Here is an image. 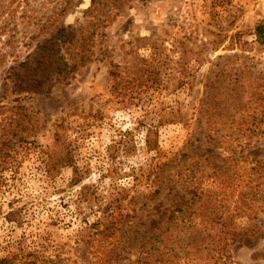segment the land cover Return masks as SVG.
I'll list each match as a JSON object with an SVG mask.
<instances>
[{"label":"rangeland","instance_id":"obj_1","mask_svg":"<svg viewBox=\"0 0 264 264\" xmlns=\"http://www.w3.org/2000/svg\"><path fill=\"white\" fill-rule=\"evenodd\" d=\"M24 1L0 0V25L7 24L12 13L11 21L25 32L11 44H7L9 32L1 35L0 57L4 61L0 65V90L7 71L32 50L27 46L32 35L26 32L37 30V26L21 18L24 10L30 14L35 9L44 23L53 8L66 7V15L50 23L51 36L59 27L83 21L92 5V0H28L31 6ZM122 1V15L106 29L94 60L74 71L50 94H36L24 101L40 112L41 131L35 143L13 154L0 174V258L30 255L42 256L50 264H97L84 252L85 239L98 230L112 229L120 214L142 200L139 195L154 181L153 173L159 166L157 157L146 149L149 130L159 129L163 148L178 150L184 146L194 133L196 120L203 116L204 93L214 72L232 61L231 57L237 58L227 65L229 73L235 74L237 67L246 64L251 73L264 76V46L254 36L255 26L264 19V0ZM116 3L111 2L112 7ZM238 32L242 43L248 42L251 49L239 46ZM190 49L194 53L202 50L205 61L196 63L193 54L186 60L184 50ZM138 57L154 70L159 83L133 91L130 98L112 96L111 64L130 67ZM220 57L227 59L220 62ZM193 79L195 86L190 89ZM180 83L184 86L177 88ZM7 95L3 103L15 97L11 92ZM170 106L181 109L189 127L179 124L159 128ZM56 126L73 148L78 166L88 173L78 186L71 184V168L57 178L46 173V157ZM244 156L264 161V138ZM236 195L232 191L228 198L235 200ZM14 208L22 211L21 224L6 220ZM258 224L262 228L258 237H239L231 244L228 264H264V259L256 255L264 250V216ZM248 226L246 218L238 219L230 213L218 218L221 231Z\"/></svg>","mask_w":264,"mask_h":264},{"label":"trees","instance_id":"obj_2","mask_svg":"<svg viewBox=\"0 0 264 264\" xmlns=\"http://www.w3.org/2000/svg\"><path fill=\"white\" fill-rule=\"evenodd\" d=\"M24 2L31 6L28 0ZM111 2L119 4L112 7ZM124 7L122 0H92L83 21L59 27L51 36L50 23L64 17L66 7L53 8L44 23L35 9L30 14L24 10L21 18L36 22L33 26L37 30L26 32L32 35L27 45L31 53L7 71L0 90V110H4L0 122V174L13 154L35 143L41 131L40 112L24 103L25 99L50 94L55 86L66 83L74 71L92 62L98 55L100 40L107 35L106 29L117 22ZM12 18L10 13L8 23L0 25V41L1 35L10 33L7 44L17 43L16 36L25 33L17 29L18 24ZM11 25L14 27L10 28ZM235 36L243 50L251 49L248 42L242 43L240 32ZM254 36L264 46V19L255 26ZM184 52V57L193 54L196 63L205 61L202 50ZM231 58L214 72V79L204 93L203 116L196 120L194 133L184 146L178 150L163 148L159 129L149 130L146 149L157 157L159 166L153 173L154 181L139 195L142 200L120 214L112 229L98 230L85 239L88 259L93 256L97 264H228L231 244L238 242L239 237L255 239L262 232L258 220L264 216V161L246 158L244 154L264 138V76L251 73L246 64L237 67L235 74L229 73L227 65L237 57ZM226 59L220 57L219 61ZM3 61L0 57V65ZM149 68L140 57L130 67L111 64L112 96L126 99L133 91L157 85L154 70ZM183 71L192 76L188 70ZM183 86L180 83L177 88ZM194 86L193 79L190 89ZM10 92L15 97L3 103ZM167 112L160 119L159 128L179 124L189 127L180 108L170 106ZM58 128L46 157V173L57 178L63 170L71 168V184L78 186L88 173L78 166L73 148ZM232 191L237 192L235 200L228 198ZM21 212L12 209L6 220L21 224ZM222 213L246 218L250 226L221 231L218 218ZM256 255L264 259V250ZM0 264L50 262L42 256L28 255L2 257Z\"/></svg>","mask_w":264,"mask_h":264}]
</instances>
